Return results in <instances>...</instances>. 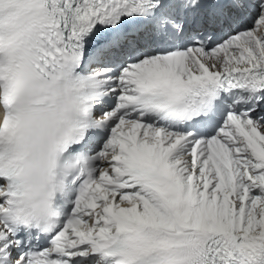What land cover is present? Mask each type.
<instances>
[{"label": "snow or ice", "instance_id": "1", "mask_svg": "<svg viewBox=\"0 0 264 264\" xmlns=\"http://www.w3.org/2000/svg\"><path fill=\"white\" fill-rule=\"evenodd\" d=\"M0 264H264V0H0Z\"/></svg>", "mask_w": 264, "mask_h": 264}]
</instances>
